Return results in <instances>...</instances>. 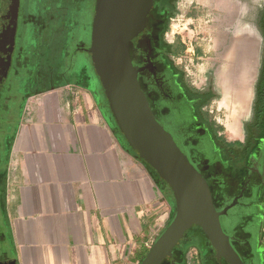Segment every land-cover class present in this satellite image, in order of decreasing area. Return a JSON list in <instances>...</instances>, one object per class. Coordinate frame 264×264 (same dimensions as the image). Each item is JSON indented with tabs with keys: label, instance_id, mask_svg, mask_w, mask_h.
Returning a JSON list of instances; mask_svg holds the SVG:
<instances>
[{
	"label": "crops",
	"instance_id": "obj_1",
	"mask_svg": "<svg viewBox=\"0 0 264 264\" xmlns=\"http://www.w3.org/2000/svg\"><path fill=\"white\" fill-rule=\"evenodd\" d=\"M202 1L215 9L211 19L250 27L241 30L243 37L237 27L238 37L223 49L231 61L219 74L222 90H239L223 96L244 109L258 65L256 20L264 0ZM199 15L184 11L183 18ZM173 43L174 57L186 55ZM197 55L204 56L203 49ZM86 60L74 65L73 79L25 102L1 183L7 261L0 264H139L170 219L173 207L163 185L120 137L103 96L89 82ZM191 247L187 253L194 258L191 251L199 249Z\"/></svg>",
	"mask_w": 264,
	"mask_h": 264
},
{
	"label": "flooded vegetation",
	"instance_id": "obj_2",
	"mask_svg": "<svg viewBox=\"0 0 264 264\" xmlns=\"http://www.w3.org/2000/svg\"><path fill=\"white\" fill-rule=\"evenodd\" d=\"M169 6L172 0H162ZM0 0V45L3 27ZM94 0H18L13 45L7 67L0 62V206L1 187L8 170L9 151L25 102L33 94L61 81L73 79L74 58L85 46L76 38L73 24L84 9L93 15ZM168 12H151L149 33L139 42L133 61L143 66L139 84L158 120L177 136L205 178L220 219L242 243L237 250L253 259L249 239L256 237V254L264 261V7L256 28L260 36L259 69L250 117L240 134L227 138L207 110L210 90L188 82L174 62L173 49L163 28ZM76 27V26H75ZM78 40V41H77ZM195 231V230H194ZM191 231L189 235L195 234ZM188 237V236H187ZM208 251L203 237L189 238ZM6 237L0 232V259L5 256ZM205 263L213 264L211 257ZM201 259V258H200ZM216 262V261H215ZM218 264H225L223 260Z\"/></svg>",
	"mask_w": 264,
	"mask_h": 264
},
{
	"label": "water",
	"instance_id": "obj_3",
	"mask_svg": "<svg viewBox=\"0 0 264 264\" xmlns=\"http://www.w3.org/2000/svg\"><path fill=\"white\" fill-rule=\"evenodd\" d=\"M18 0H3L0 45L2 73L13 45ZM155 0H94L90 43L81 48L97 78L116 130L138 161L163 184L173 213L139 264H178L174 249L198 228L211 257L225 264H261L259 254L243 256L233 244L242 243L224 232L208 184L173 131L154 115L139 84L144 69L133 57L149 33Z\"/></svg>",
	"mask_w": 264,
	"mask_h": 264
},
{
	"label": "rangeland",
	"instance_id": "obj_4",
	"mask_svg": "<svg viewBox=\"0 0 264 264\" xmlns=\"http://www.w3.org/2000/svg\"><path fill=\"white\" fill-rule=\"evenodd\" d=\"M177 1L178 0H172L170 2L174 12ZM185 11L192 12L194 15L200 14L198 16L200 20L184 19L171 21L169 19L166 28V31L172 25L173 28H175L176 35L172 47L178 48L183 46L184 50L189 48L188 53L182 55V62L177 66L184 71L188 82L193 83L194 86L200 88L206 86V88L210 90L211 93L207 100V113L212 116L215 124L221 128L222 131H225L224 135L227 138H235L239 133L240 126L247 120L250 111L254 94V82L256 81L257 70L259 69V56L257 57V70L254 74L251 86V97L248 105L244 109H241L242 106L236 102L234 98L223 96L227 91L228 93L234 94L238 93L239 90L238 92L236 88L228 89L226 91L222 90L219 81V74L225 69L227 60L231 61V56L228 54L222 57L225 54L223 49L229 45L232 38L238 37L236 32L237 27L241 26L239 33L240 37H243L245 34L244 32H241V30H245V28L250 29V27L242 25V23L240 25H231L228 20L211 19V17L215 15V9L207 8L205 2L202 0H195L192 5L185 9ZM79 16H81V19L76 20V25L75 23L73 24L74 28L72 31L76 34V38L87 46L90 43L93 15H88L83 9L79 13ZM172 17L173 14L171 15V18ZM198 48L203 49L204 56L201 57L197 55ZM86 58L87 57L82 52H78L75 57L76 60L74 59L75 66L79 67L80 65H87ZM89 72L92 76V80L89 81L90 84L95 86L99 95H102L101 86L93 73L92 67L89 68ZM221 224L225 233L229 235L232 234V228L227 227L222 219ZM248 243L252 253L255 255L257 249L256 237L250 238ZM190 248L192 249V247ZM191 252L194 253V258H190L187 253V263L201 264L197 255V250L193 248Z\"/></svg>",
	"mask_w": 264,
	"mask_h": 264
},
{
	"label": "trees",
	"instance_id": "obj_5",
	"mask_svg": "<svg viewBox=\"0 0 264 264\" xmlns=\"http://www.w3.org/2000/svg\"><path fill=\"white\" fill-rule=\"evenodd\" d=\"M152 12H157L160 16H162V13L165 14V12H168L166 14L168 16L167 19H166L167 21H166V24H165V26L163 28V32H165L166 31V28H167L168 20L171 18V15L174 14L173 7L169 6L166 2H164L162 0H155V7L152 10ZM175 52L176 51L173 50V53H175ZM260 91L264 93V88L263 89H260ZM155 177H157V176L155 175ZM172 213H173V210H172ZM192 231H194L195 234H192V235H189L188 234L187 241L182 246H177L174 249V258L178 261V264H188L187 263L188 261L186 259V255H187V249L189 247H191V246H194L195 247L196 246L199 249V251H200V247H199L198 243L196 241H194V240L193 241H190L189 240V238L191 236H193V239H194L195 236L196 237H200L201 236L206 241L205 237L203 236V234L200 232V230L198 228H194ZM206 244L208 245L207 241H206ZM203 250H201L199 254L203 253L204 252ZM209 259H210V251H208L204 257H199L200 262L202 261L203 263H205V261L206 260H209ZM163 264H168V263L167 262H164ZM213 264H218V262L217 261L216 262L214 261ZM263 264H264V261H263Z\"/></svg>",
	"mask_w": 264,
	"mask_h": 264
},
{
	"label": "built area",
	"instance_id": "obj_6",
	"mask_svg": "<svg viewBox=\"0 0 264 264\" xmlns=\"http://www.w3.org/2000/svg\"><path fill=\"white\" fill-rule=\"evenodd\" d=\"M194 1L195 0H178L177 3H176V6H175V12L173 14V17L170 18V20L171 21L184 20L183 14H184L185 9L188 6L192 5L194 3ZM164 34H165L166 41L168 43H173L175 35H176L175 28H173V25L170 26V28ZM186 47H187V45H186ZM188 51H189V48H186V53H188ZM182 58H183V56H175L174 57V62L177 65H179L182 62Z\"/></svg>",
	"mask_w": 264,
	"mask_h": 264
},
{
	"label": "bare ground",
	"instance_id": "obj_7",
	"mask_svg": "<svg viewBox=\"0 0 264 264\" xmlns=\"http://www.w3.org/2000/svg\"><path fill=\"white\" fill-rule=\"evenodd\" d=\"M253 32V31H252ZM238 46V45H237ZM243 46V45H242ZM238 59V58H237ZM251 61V60H250ZM238 62V61H237ZM240 62V61H239ZM238 64V63H237ZM239 67V66H238Z\"/></svg>",
	"mask_w": 264,
	"mask_h": 264
}]
</instances>
